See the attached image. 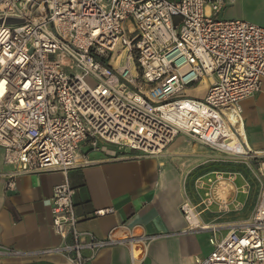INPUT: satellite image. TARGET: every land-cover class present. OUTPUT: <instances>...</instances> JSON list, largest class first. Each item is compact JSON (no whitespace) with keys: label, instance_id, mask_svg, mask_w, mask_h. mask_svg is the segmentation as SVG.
I'll return each mask as SVG.
<instances>
[{"label":"built area","instance_id":"1","mask_svg":"<svg viewBox=\"0 0 264 264\" xmlns=\"http://www.w3.org/2000/svg\"><path fill=\"white\" fill-rule=\"evenodd\" d=\"M228 4L0 0V147L12 168L7 187L33 171L67 174L90 166L92 152L158 156L182 135L236 154L241 132L230 116L241 117L242 101L263 88L264 26L218 18ZM8 18L23 22L7 24ZM252 159L261 178L257 204L251 218L230 226L223 238L222 227L204 222L197 205L189 199L180 204L186 231L211 233L212 250L196 264H264V155ZM223 178L215 172L196 180L204 208ZM75 194L66 180L54 186L51 199L53 229L72 243L33 254H61L70 264H86L102 248H131L166 236L113 239L80 231ZM26 254L0 245V257Z\"/></svg>","mask_w":264,"mask_h":264},{"label":"crops","instance_id":"2","mask_svg":"<svg viewBox=\"0 0 264 264\" xmlns=\"http://www.w3.org/2000/svg\"><path fill=\"white\" fill-rule=\"evenodd\" d=\"M204 81L199 93L207 84ZM258 93L264 95V85ZM255 95L242 101L243 112L238 119L245 129V138L240 136L248 145L243 147L260 152L264 151V140L254 132L256 126L245 111L248 103L264 102V96ZM185 142L192 145L186 147ZM199 144L182 135L158 156L137 158L133 152L120 151L118 158H112L92 152L90 166L67 174L61 170L26 173L15 179L14 188L7 187L12 168L4 163V149L0 147V245L27 253L0 257V264H70L61 254H33L73 241L71 236L61 238L52 226L53 189L66 180L76 189L80 231L113 239L166 235L152 242H134L131 248L105 247L94 257L90 250H84L85 257H92L86 264H196V258H204L212 250L211 233L186 231L182 201L189 199L197 205L204 222L221 226L218 237L223 238L230 226L251 218L261 189L254 155L224 154ZM168 154L179 156L181 162L170 164ZM215 172L224 178L213 189L212 205L204 208L200 204L203 190L196 188V180L214 177ZM100 210L105 214L98 215Z\"/></svg>","mask_w":264,"mask_h":264},{"label":"rangeland","instance_id":"3","mask_svg":"<svg viewBox=\"0 0 264 264\" xmlns=\"http://www.w3.org/2000/svg\"><path fill=\"white\" fill-rule=\"evenodd\" d=\"M217 17L221 19L240 18L246 21H251L264 25V0H230V4L224 7V9L218 14ZM203 83H205V81ZM188 93H197V91H188ZM202 94L203 90L199 93V95ZM263 96L264 95L262 93H258L255 95V97H259L261 99L263 98ZM254 101H256V99ZM245 111L248 112L250 115L249 120L252 121L253 125L256 126L254 132L257 131L258 135L264 140V102H259L258 104L257 102L248 103L246 104ZM190 140L192 143L197 142H194V140L191 138ZM174 143H176V140L172 142L166 148V150ZM190 145H187V142H185L186 147H190ZM199 147H202V145L199 144ZM203 148L204 150L208 149L206 147ZM166 150H164L163 152H165ZM177 157L179 156L169 154L167 155V159L172 165H177L178 162H181L180 158ZM179 172L182 171L180 170Z\"/></svg>","mask_w":264,"mask_h":264},{"label":"bare ground","instance_id":"4","mask_svg":"<svg viewBox=\"0 0 264 264\" xmlns=\"http://www.w3.org/2000/svg\"><path fill=\"white\" fill-rule=\"evenodd\" d=\"M230 117H231V120L232 121L236 122L237 125H239L238 127H239V130L241 132V135H242L243 138H245V131H244L245 129H244V126H243L244 123H242L241 120L238 119L239 116H237L235 114H231ZM242 137L239 136V138H240V145H237V147L235 148V151H236L237 154L242 155V156H250L251 154H253L254 156L264 155V151L252 152V151H254L252 149V147H249L250 150L249 149H246L245 147H243V145L244 146H248V145H247V143L245 142V140ZM232 139H233V137H229L226 142L230 143V146L231 147H234L235 146V143L233 142Z\"/></svg>","mask_w":264,"mask_h":264},{"label":"water","instance_id":"5","mask_svg":"<svg viewBox=\"0 0 264 264\" xmlns=\"http://www.w3.org/2000/svg\"><path fill=\"white\" fill-rule=\"evenodd\" d=\"M2 22H3V19H0V25L2 24ZM5 22L7 24H20V23L23 22V19H19V18H8V19L5 20Z\"/></svg>","mask_w":264,"mask_h":264}]
</instances>
